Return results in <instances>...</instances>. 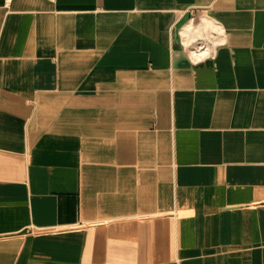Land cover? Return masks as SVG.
Listing matches in <instances>:
<instances>
[{
	"label": "crops",
	"instance_id": "1",
	"mask_svg": "<svg viewBox=\"0 0 264 264\" xmlns=\"http://www.w3.org/2000/svg\"><path fill=\"white\" fill-rule=\"evenodd\" d=\"M0 10L5 260L264 264V0Z\"/></svg>",
	"mask_w": 264,
	"mask_h": 264
},
{
	"label": "rangeland",
	"instance_id": "2",
	"mask_svg": "<svg viewBox=\"0 0 264 264\" xmlns=\"http://www.w3.org/2000/svg\"><path fill=\"white\" fill-rule=\"evenodd\" d=\"M16 0H13V1H11V0H0V8H2V9H8V8H10V7H13L14 6V2H15ZM24 2L26 1V3H30V2H35V1H41V2H43V7H44V10H43V13L44 14H52V10H51V3L54 1V0H23ZM57 1V0H56ZM66 1V0H65ZM6 2H8L9 4L6 6H4L3 4L4 3H6ZM45 5V6H44ZM42 12V11H41ZM60 13L62 14V13H64L63 11H60ZM66 13V12H65ZM3 16V11H1L0 10V20H2V17ZM55 229V228H54ZM53 231V228H51V227H45V234H51V232ZM15 238H19V236L18 237H15ZM1 240H4V239H1ZM13 241H15V240H13ZM12 241V242H13ZM0 244H2V243H0ZM15 247V245L13 244V248ZM14 253H15V255H16V257H17V255L19 254V251H12L11 252V254H12V258L11 259H9V257H8V259H6L5 260V258H4V254H5V251L4 250H0V264H14L13 262H15V257H14ZM8 254H9V252H8Z\"/></svg>",
	"mask_w": 264,
	"mask_h": 264
}]
</instances>
